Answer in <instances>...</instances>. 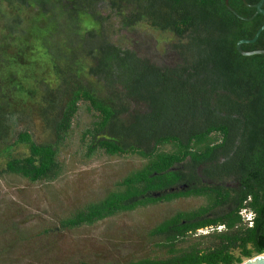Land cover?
I'll use <instances>...</instances> for the list:
<instances>
[{
    "label": "trees",
    "instance_id": "obj_1",
    "mask_svg": "<svg viewBox=\"0 0 264 264\" xmlns=\"http://www.w3.org/2000/svg\"><path fill=\"white\" fill-rule=\"evenodd\" d=\"M258 1L229 0V6L250 19L255 9L247 5ZM26 7L32 15L25 20ZM263 24L261 15L249 22L238 19L225 0H0V146H5L0 177L37 183L56 179L61 170L53 145L35 143L28 132L11 145L18 116L33 117L18 103L33 104L34 115L47 117L58 140L71 128L79 104L86 103L96 119L84 134L91 139L89 154L100 149L112 157L139 155L146 163L104 199L62 220V228L93 226L148 204L202 197L206 206L178 212L151 231L164 239L168 258L126 264H242L264 254V55L245 57L236 49ZM147 31L165 44L161 52L172 64H157L115 40L124 32ZM21 35L24 41L18 40ZM241 48L264 50V31L256 43ZM27 54L35 67L40 60L43 70L49 65V79L34 69L42 76L23 81L25 71L35 76L21 60ZM80 77L83 81L75 82ZM43 82L46 88L38 96L35 89ZM10 90L14 97H8ZM61 90L67 99L58 105ZM24 146L26 156L12 155ZM168 146L170 151L162 150ZM246 207L255 214L252 228L239 215ZM210 227L213 232L199 236L209 241L207 247L175 250Z\"/></svg>",
    "mask_w": 264,
    "mask_h": 264
},
{
    "label": "rangeland",
    "instance_id": "obj_2",
    "mask_svg": "<svg viewBox=\"0 0 264 264\" xmlns=\"http://www.w3.org/2000/svg\"><path fill=\"white\" fill-rule=\"evenodd\" d=\"M31 15L26 7L21 17L26 20ZM26 30L30 34H38L33 27ZM14 31L22 33L18 28H14ZM17 38L21 41L25 39L23 35ZM115 40L132 44L131 49L135 47L141 55L151 56L157 64L173 63L166 59L169 55L162 56L161 50L165 44L155 43L154 32L134 35L126 32L115 37ZM49 47L52 53L57 52L56 42H50ZM28 57L30 54L21 60L35 76L25 71L23 81L26 83V80L42 76L39 72L36 74L34 69L46 72L49 79V65L43 70L40 60L37 68ZM79 81L83 79L75 80ZM45 88L44 82L38 85L35 89L37 95ZM61 91L56 98L58 105L67 99V94H63L65 90ZM7 94L9 98L14 97L11 90ZM18 105L32 111L33 117L18 116L20 122L11 133V145L17 142L20 133L26 131L35 143L53 145L61 170L56 179L37 183L11 174L0 177V264H126L141 259L168 258L170 249L163 247L164 239L152 237L151 231L178 212L195 211L206 206V199L186 197L148 204L134 211L119 213L93 226L64 229L60 225L62 220L88 204L104 199L117 189V184L125 177L141 169L146 160L139 155L112 157L100 149L89 154L91 139L84 137V134L92 128L96 119L87 110L86 103L79 104L71 128L59 140L47 117L34 115L33 104ZM16 106L15 101L14 109ZM170 149L169 146L162 148L163 151ZM2 150H5V146H0V153ZM27 154L25 146L17 147L12 152V155L21 157ZM4 167L5 159L2 156L0 170ZM199 236L197 233L188 237L176 244L175 250L182 252L193 245L207 247L209 241Z\"/></svg>",
    "mask_w": 264,
    "mask_h": 264
},
{
    "label": "water",
    "instance_id": "obj_3",
    "mask_svg": "<svg viewBox=\"0 0 264 264\" xmlns=\"http://www.w3.org/2000/svg\"><path fill=\"white\" fill-rule=\"evenodd\" d=\"M243 2L246 4L245 0H243ZM225 5L226 7L230 10V12H232L238 19L245 21V22H249L252 21L256 16L261 15L264 16V0H259L257 4L255 5H247L251 8L255 9V13L254 15L250 18V19H246L242 16H240L238 13H236L230 6H229V0H225ZM264 31V24L261 26V28L257 31V33L255 34L254 38L251 40H241L237 43L236 45V49L238 51V53L242 56L248 57V56H254V55H264V50H257V51H252V52H245L242 50V45H252L254 43L257 42V40L259 39L261 33ZM177 189H171L169 191V193H174L176 192ZM161 194H154V197H160ZM242 264H264V254H261L257 257H254L250 260H247L245 262H243Z\"/></svg>",
    "mask_w": 264,
    "mask_h": 264
},
{
    "label": "built area",
    "instance_id": "obj_4",
    "mask_svg": "<svg viewBox=\"0 0 264 264\" xmlns=\"http://www.w3.org/2000/svg\"><path fill=\"white\" fill-rule=\"evenodd\" d=\"M239 215L242 219V223L244 226L248 227V228H252L254 225V219H255V214L253 213L252 210H250L248 207L243 208L240 210ZM217 231H222L224 230V227H218L216 228ZM214 231V228L210 227V228H204V229H200L197 231V233L199 235H207L211 232Z\"/></svg>",
    "mask_w": 264,
    "mask_h": 264
},
{
    "label": "flooded vegetation",
    "instance_id": "obj_5",
    "mask_svg": "<svg viewBox=\"0 0 264 264\" xmlns=\"http://www.w3.org/2000/svg\"><path fill=\"white\" fill-rule=\"evenodd\" d=\"M124 33H126V32H124ZM144 33H146V32H144ZM134 35V34H133ZM131 36V35H130ZM155 43H158V44H160L159 42H155ZM128 45H130V44H128ZM130 47H132V44L130 45ZM156 49H157V47H156ZM133 50H135L136 51V49H135V47L133 48ZM141 57H143V58H147V59H149L150 61H153V62H155V60H152L151 59V56H149V57H146L145 55H141L138 51H136ZM161 54H162V56L163 57H167L166 55H165V53L164 52H161ZM166 59H168L169 60V57L168 58H166ZM167 64V63H166ZM207 183L208 184H213V182L212 181H210V180H207ZM229 186V185H228ZM184 188H186V187H180V190H184ZM233 205H231V206H229V207H227V209L229 210V211H231L232 209H233Z\"/></svg>",
    "mask_w": 264,
    "mask_h": 264
}]
</instances>
